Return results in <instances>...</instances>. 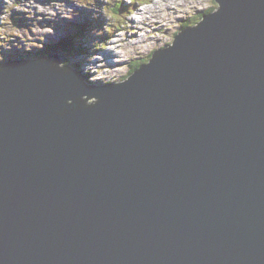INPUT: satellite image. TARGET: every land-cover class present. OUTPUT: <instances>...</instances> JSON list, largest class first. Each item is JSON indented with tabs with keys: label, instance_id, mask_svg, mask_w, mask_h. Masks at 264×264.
I'll use <instances>...</instances> for the list:
<instances>
[{
	"label": "water",
	"instance_id": "1",
	"mask_svg": "<svg viewBox=\"0 0 264 264\" xmlns=\"http://www.w3.org/2000/svg\"><path fill=\"white\" fill-rule=\"evenodd\" d=\"M215 1L119 82L0 65V264H264V0Z\"/></svg>",
	"mask_w": 264,
	"mask_h": 264
},
{
	"label": "rangeland",
	"instance_id": "2",
	"mask_svg": "<svg viewBox=\"0 0 264 264\" xmlns=\"http://www.w3.org/2000/svg\"><path fill=\"white\" fill-rule=\"evenodd\" d=\"M8 1V4L0 1V62L17 57L37 58L39 55H47L49 52L58 54L57 46L54 48L57 39L73 36L74 43H72L71 48L59 54L61 59L59 65L67 64L85 73L83 65H80L79 69L74 66V60L77 61L81 57H86L90 61L95 60L94 67L98 66L99 72L96 75H86L84 78L93 85H100L108 82V80L109 83L118 82L123 75L125 77L134 60L145 56L152 50L171 44L173 36L184 28L181 27L182 24L194 25V21L199 20L197 19L198 16L217 7L215 0H125L126 2L129 1L126 8L121 6L122 9L118 14H110L107 6L115 0H75L78 6H82L81 9L88 10L87 17L84 16L79 19L78 14L73 17V23L75 21L86 23V29L78 37L71 35L75 31L70 30L74 29V26H70L71 19L61 17L67 15L65 9H69L68 6H65V9L63 7L66 1L61 0L57 8L53 4V0H35V3H38V8L35 5L33 8L26 6L25 0L23 1V3L25 2L24 5L20 8H17L20 4L10 6L14 0ZM142 2L148 3L139 7ZM132 4L138 5L136 9H146L143 11L144 13L152 12V16L147 19L146 25H142L139 21L133 22V16L128 14V9ZM165 4H171V7L168 6L171 10L166 9L167 5ZM25 9L27 12H24ZM39 9L45 11L41 12ZM136 9L132 8L131 11ZM68 11L71 13L73 10L69 9ZM80 12L84 13V10H80ZM133 23L140 28V33L133 31L135 28ZM116 30H120V34H123L129 42L123 45L126 50L123 52L125 56L122 60V66L114 65L117 60L104 59L98 61L97 58L100 56H78L82 50H85L84 52L88 50L97 51L99 45L105 44L108 38L113 37ZM76 37H78L77 41H75ZM81 37L84 39L85 46L81 44ZM62 40L65 41V38ZM39 41L42 42L39 43ZM115 44L111 41L106 51L110 48L115 51L119 50L114 46ZM98 52L101 55L103 51ZM111 56L119 57L116 52ZM49 58L53 59L54 56H49ZM130 60L132 61L129 62Z\"/></svg>",
	"mask_w": 264,
	"mask_h": 264
},
{
	"label": "trees",
	"instance_id": "3",
	"mask_svg": "<svg viewBox=\"0 0 264 264\" xmlns=\"http://www.w3.org/2000/svg\"><path fill=\"white\" fill-rule=\"evenodd\" d=\"M210 10H212V9H210ZM210 10H208V12L210 11ZM206 13V12H205ZM86 23H84V25H81L80 23H74L72 26H74V29H75V31H77V32H75V33H73V34H71V35H76V36H80L82 33H83V31H84V29L86 28ZM77 39V38H76ZM76 41V40H75ZM72 43H74V37L73 36H65V41H63L62 40V38L59 40V42L58 43H56V45L54 46V47H56V48H59L58 50H61L62 49V51L64 52V51H67L68 49H70L71 48V45H72ZM155 50H152V51H150L149 53H147L145 56H143V57H141V58H139V59H137V60H134L133 62V64L129 67V72H132L133 70H135L140 64H142V63H144V62H147L148 61V59H149V57L152 55V53L154 52ZM132 60H130L129 62H131ZM74 66H76L75 64H74ZM73 67V66H72ZM74 68H76V67H74ZM78 68V67H77Z\"/></svg>",
	"mask_w": 264,
	"mask_h": 264
},
{
	"label": "bare ground",
	"instance_id": "4",
	"mask_svg": "<svg viewBox=\"0 0 264 264\" xmlns=\"http://www.w3.org/2000/svg\"><path fill=\"white\" fill-rule=\"evenodd\" d=\"M36 1L35 0H29V3L31 4V5H33V7H34V5L35 6H37V8H38V3H35ZM25 3V2H24ZM165 5H167V8L166 9H171L170 7H171V4L170 5H168V4H165ZM168 6H170V7H168ZM25 7V6H24ZM144 13V12H143ZM59 49V48H58ZM17 58H19V57H17ZM130 73H132V72H129V71H127V74L125 75V77H124V75H123V77H124V79L126 78V77H128V75L130 74ZM124 79H122V80H124ZM122 80H119V81H122ZM118 81V82H119ZM103 84H106V83H103ZM88 101H90V100H88Z\"/></svg>",
	"mask_w": 264,
	"mask_h": 264
}]
</instances>
